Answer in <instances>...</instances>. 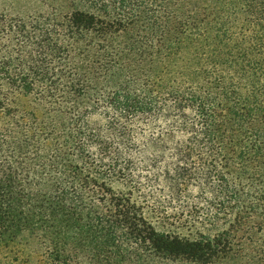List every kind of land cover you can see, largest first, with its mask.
<instances>
[{
    "label": "trees",
    "instance_id": "1",
    "mask_svg": "<svg viewBox=\"0 0 264 264\" xmlns=\"http://www.w3.org/2000/svg\"><path fill=\"white\" fill-rule=\"evenodd\" d=\"M52 3L51 29L0 22L17 47L0 53V249L264 264V0ZM134 178L192 198L188 233L147 217Z\"/></svg>",
    "mask_w": 264,
    "mask_h": 264
},
{
    "label": "rangeland",
    "instance_id": "2",
    "mask_svg": "<svg viewBox=\"0 0 264 264\" xmlns=\"http://www.w3.org/2000/svg\"><path fill=\"white\" fill-rule=\"evenodd\" d=\"M57 8L52 0H0V22L6 19V24L12 20L19 19L31 21L33 18L41 16L45 26L51 29V14ZM8 26L0 25V53L2 56L14 55L17 49L14 37L8 32ZM46 36V34L44 35ZM158 122V121H157ZM147 134L151 136L152 132L155 140H159L160 133L170 130V125L166 121H160L153 126H147ZM134 198H137L146 208L147 217L160 229L181 230L188 233L186 222L190 218L189 214H193L192 198L172 197L167 190L161 189L159 186H151L146 182H142L138 178H134ZM128 190V189H126ZM185 196V195H184ZM196 221V226L201 224L197 217H192ZM196 228L193 229L195 231ZM29 247L19 244L18 242L0 249V264H36L34 259L29 257Z\"/></svg>",
    "mask_w": 264,
    "mask_h": 264
}]
</instances>
